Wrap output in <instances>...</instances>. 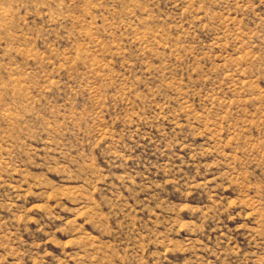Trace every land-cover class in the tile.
Wrapping results in <instances>:
<instances>
[{
    "label": "rangeland",
    "instance_id": "obj_1",
    "mask_svg": "<svg viewBox=\"0 0 264 264\" xmlns=\"http://www.w3.org/2000/svg\"><path fill=\"white\" fill-rule=\"evenodd\" d=\"M0 264H264V0H0Z\"/></svg>",
    "mask_w": 264,
    "mask_h": 264
}]
</instances>
